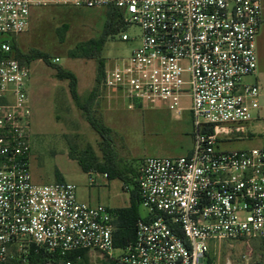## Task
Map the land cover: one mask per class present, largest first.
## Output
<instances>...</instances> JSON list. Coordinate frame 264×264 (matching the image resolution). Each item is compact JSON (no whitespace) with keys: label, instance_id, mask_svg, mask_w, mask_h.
I'll use <instances>...</instances> for the list:
<instances>
[{"label":"built area","instance_id":"1","mask_svg":"<svg viewBox=\"0 0 264 264\" xmlns=\"http://www.w3.org/2000/svg\"><path fill=\"white\" fill-rule=\"evenodd\" d=\"M50 6L113 9L137 27L139 45L106 63L96 103L190 111L193 148L140 161L146 214L116 246L113 210L81 201L74 183L33 181L30 72L0 43V264H209L212 242L263 240L264 144L221 147L263 141L262 85L245 81L258 68L261 0H0V36Z\"/></svg>","mask_w":264,"mask_h":264},{"label":"rangeland","instance_id":"2","mask_svg":"<svg viewBox=\"0 0 264 264\" xmlns=\"http://www.w3.org/2000/svg\"><path fill=\"white\" fill-rule=\"evenodd\" d=\"M109 9L75 8L50 6L32 10L29 28L17 35L3 34L0 43L14 44L17 54L28 55L38 52L47 56L43 59L21 63L29 68L28 81L30 118L31 173L37 184L67 181L77 186L78 198L93 205L108 209L123 208L130 204L131 181L136 176L140 161L148 156H183L193 148V123L190 111L181 117L164 106L131 110L124 103L107 109L101 103L90 101L89 91L96 85L99 62L96 58L84 57L83 49L91 41H97L104 33ZM125 31V32H124ZM126 33L129 41L122 40ZM140 30L119 28L110 35L103 47L102 58L110 65L116 59L128 57L139 45ZM137 38V39H133ZM14 50V54H15ZM74 52V57L70 55ZM258 81L262 85L264 105V25L261 27L258 45ZM59 59L56 63L55 59ZM56 68L73 73L77 79V103L70 91L67 79H58ZM256 81L253 76L245 80ZM188 106V102H183ZM91 112L111 130L110 150L124 175L130 182V190L120 179H104L101 185L92 182L78 162L91 165L95 156L103 161L104 153L110 152L101 137L91 127L87 113ZM257 132L262 127L255 129ZM262 137V136H261ZM256 137L245 142L222 144V149L257 147L264 144ZM61 173L64 175L63 179ZM140 214L146 210L140 206ZM260 241L212 242L208 254L209 264H264V251L258 247ZM86 264H92L87 261Z\"/></svg>","mask_w":264,"mask_h":264},{"label":"trees","instance_id":"3","mask_svg":"<svg viewBox=\"0 0 264 264\" xmlns=\"http://www.w3.org/2000/svg\"><path fill=\"white\" fill-rule=\"evenodd\" d=\"M109 18L107 20V24L105 26V30L103 35L97 41L89 42L85 48L86 51L84 57L87 58H96L99 62L98 74L96 77V86L89 95V100L92 102L96 101L97 97V88L103 77L105 62L102 58L103 47L107 43V39L110 35L117 32L119 28L126 29L123 18L113 9L108 10ZM13 51L15 50L14 44H12ZM70 55L74 57V52H71ZM14 56L21 61L20 59L26 60V62H32L37 59H43L46 63L49 64L48 58L46 55L34 52L28 55L17 54L15 50ZM57 70V78L58 79H67L70 82V91L73 99L78 103L79 95L77 93V79L73 73L67 72L62 68H56ZM87 120L91 127L98 133L101 137L103 144L106 146V149H109L110 152H105L103 161H99L98 158L93 156L91 158V165H87L84 161H80L79 164L84 172H99L107 174L109 179H120L124 184H129L130 180L125 177L124 173L127 170L125 168H120V166L116 163L114 156L111 152L110 142H111V130L107 128L101 121L95 117L91 112L87 113ZM130 185L134 188L131 191V206L125 209H117L114 212L117 215V231L115 232V242L116 246L125 245L128 241L134 239L135 235V224L137 220L141 217L139 213L140 207V199L138 195V191L135 187L133 181H131ZM260 251H264V239L260 240V246L258 247Z\"/></svg>","mask_w":264,"mask_h":264},{"label":"crops","instance_id":"4","mask_svg":"<svg viewBox=\"0 0 264 264\" xmlns=\"http://www.w3.org/2000/svg\"><path fill=\"white\" fill-rule=\"evenodd\" d=\"M261 5H262V25H261V27L264 25V0H261ZM260 33H261V28H260V31H259V34H258V37H257V58H258V68H257V72H256V74L253 76V78L257 81H260V79H259V76H260V71H259V56H258V45H260ZM96 86V85H95ZM95 86L89 91V93L91 94V92L93 91V89L95 88ZM263 90V89H262ZM79 95V94H78ZM262 97H263V94H262ZM30 129H31V127H30ZM79 163V162H78ZM80 165V164H79ZM88 175H89V177L92 179V182L93 183H95V184H97V185H101L102 183H103V180L104 179H107V180H109V178L108 177H105L104 176V173H99V172H90V173H87ZM61 175H62V177H63V179L65 180V177H64V175L61 173ZM91 199H89V201H85V202H88V203H90V204H92L91 203V201H90ZM131 206V201H130V204L128 205V206H126V207H123V208H114V209H112L113 211H115V210H117V209H125V208H129ZM139 213H140V211H139ZM140 216H142L141 214H140ZM115 228H116V231H117V223H116V221H115Z\"/></svg>","mask_w":264,"mask_h":264}]
</instances>
